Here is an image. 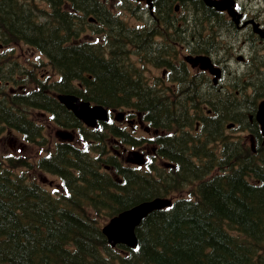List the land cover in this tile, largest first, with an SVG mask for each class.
I'll return each mask as SVG.
<instances>
[{"label":"trees","instance_id":"1","mask_svg":"<svg viewBox=\"0 0 264 264\" xmlns=\"http://www.w3.org/2000/svg\"><path fill=\"white\" fill-rule=\"evenodd\" d=\"M47 1L46 7L34 0H0L2 46L35 48L48 65L43 64L46 75L40 78L17 56L0 55V68L2 60L9 61L0 69V134L17 131L25 141L47 150L34 161L31 155L0 156V264H264L261 155L221 134V127L219 133L209 127L214 119L199 113L188 85L181 84L184 97L177 102H172L174 95L170 98L175 89L149 86L129 62L131 52L147 57L138 47L146 38L134 37L133 26L105 0ZM89 14L94 21L88 20ZM203 29L202 22H184L178 31L193 38ZM218 39L201 35L198 46L207 48L205 42ZM10 79L17 88L7 85ZM21 83L25 85L18 86ZM255 83L259 87L253 85V92L264 90V78ZM57 92L109 108L138 109L159 129L153 135L155 156L171 159L174 168L145 170L125 164L114 151L106 154L114 137L135 147L130 131L106 122L85 127L56 99ZM28 108L48 114L57 125L78 128V141H58L49 148L42 124ZM222 110L219 115L240 121L234 118L239 112L234 102L225 103ZM192 115L202 116V141L182 131L188 121L180 118L192 120ZM247 124L253 138L260 139L255 121L248 118ZM168 130L173 133L164 135ZM31 170L58 175L61 189L50 192L29 176ZM187 185L189 194L182 195ZM155 195H171L173 203L140 221L136 247L110 246L102 224Z\"/></svg>","mask_w":264,"mask_h":264},{"label":"flooded vegetation","instance_id":"2","mask_svg":"<svg viewBox=\"0 0 264 264\" xmlns=\"http://www.w3.org/2000/svg\"><path fill=\"white\" fill-rule=\"evenodd\" d=\"M129 1L132 6L134 5L133 8L135 10L143 13L139 17L141 21L137 25H132L135 29L134 37L138 39L141 37L146 38L138 47L142 51L141 54L147 53L148 57L145 58L136 54L138 61H147L145 63L161 68V73L163 74L164 72L166 77L165 81L161 77L162 75H158L151 80L146 78L149 86L164 87L173 92V89L181 87V84H186L191 77L197 76L199 77V86L204 88L205 83L207 86L204 89L213 90L214 95H216L220 91L224 93L230 84V78L234 77V73H231L228 77L227 86H225L224 77L226 70L235 69V66L241 65L243 62L246 63L249 60L246 59V56L252 54L253 57H257V60L264 64V0H167L169 2H166V0H150V8L145 0ZM166 7L167 10L165 11ZM197 7L209 10L211 15H195ZM184 22H202L204 29L201 35L212 34L213 39L217 41H219L218 37H220V42L211 44L206 42L207 48H201L198 46L199 40H196L194 42L195 45L192 43L193 45L190 46L191 41L189 40L191 38L188 37L190 35H184L183 31H178ZM209 25H212V31H210ZM145 29H148V31L144 32L143 35L142 31ZM228 29L237 36L238 44L230 42ZM167 50L172 51L174 56L169 57ZM204 54L210 56L214 67L219 66L220 68L221 75L215 81H213V74L208 70V67H204L200 62L192 63L187 58V56L194 57ZM178 56H181V58H178ZM170 70L175 73L172 74ZM178 71L183 72V74H178ZM192 94L194 95V93ZM211 100L214 101V99H207V97L197 99L199 113L210 114L209 110L205 109L206 105L204 103ZM236 104L238 107L248 110V116L255 121L260 129V124L255 119L257 111L255 104L257 102L255 103L248 97H241ZM123 110L125 111L124 115H118L117 119H115L114 110L109 109V116L120 122L118 126L124 129H126L127 123L132 127V130L135 127H139L147 134L144 136L136 135L135 131H133L132 136L136 149L141 150L139 148L142 146L149 148L146 154L148 160L151 153H154L153 135L156 131L150 129L153 121L150 117L149 119L148 116L145 117L138 109L134 111L125 108ZM192 117L201 123L202 116L192 115ZM199 126L197 125V130ZM69 129L75 130V128ZM61 132L65 133L64 131ZM59 133L57 132V135ZM68 133L72 137V132ZM64 139L59 138L57 141H63ZM255 144L264 149V134L260 139L255 140ZM123 146L131 147L130 144L123 142L121 138H113L111 148L116 154L121 152L120 148ZM124 149L122 150L124 151ZM262 160L264 162L263 157Z\"/></svg>","mask_w":264,"mask_h":264},{"label":"rangeland","instance_id":"3","mask_svg":"<svg viewBox=\"0 0 264 264\" xmlns=\"http://www.w3.org/2000/svg\"><path fill=\"white\" fill-rule=\"evenodd\" d=\"M43 2L45 3L46 7L47 5H49V3H47L45 0H43ZM43 2L41 0H34V3L38 4L39 6H44ZM105 2L107 6L110 9H112L122 20H125L126 23L130 25H137L141 21L139 17H141L143 13L135 10L133 8L134 5L132 6L129 0H105ZM195 15H205V14L201 10L195 9ZM38 17L40 18L42 17V15L39 14ZM228 31L230 32V29H228ZM88 33L91 34L90 32ZM200 37L195 34L194 37L189 40L191 41L190 46L193 45L192 44L193 41L198 40ZM229 37H230L229 38L230 42H234L238 44V38L235 34H232V32H230ZM6 47H7L6 55H8L11 59H13L14 56H17V59L21 63L25 64L26 68L28 67L27 69L29 71L30 69L31 70L34 69L40 78H44V76L46 75L45 74L46 71L43 67V64L45 66H48V65L46 64V59L38 50H36L35 48H30L24 44H15V43H10ZM3 48L4 47H0V50H2ZM167 53L169 57L174 56V53L170 50H167ZM178 58H181V56H178ZM246 59H249L246 63L243 62L241 65L235 66V69L226 70V75L224 77L225 86H227L228 77L231 73H234V77L230 78V84L227 86L224 93L220 91L218 94L214 95L213 90L204 89L207 86L205 83H204V88H202L198 84L199 77L197 76L191 77L189 81H187V84H185V86L188 85L189 87H191L192 91L194 92L193 96L195 97V100L201 97H207V99H214V101L211 100L210 102H205V105H206L205 109H211L209 112L210 113L209 115L210 117L214 119L212 123L210 122L208 124L210 125L209 127L217 128L218 133L220 132L219 128L221 127V132H220L221 134L223 133L229 136L231 139L241 140L249 147L250 151H253L256 154H259L264 158V149L260 147L256 148L255 141L254 143L250 141L251 137L248 134V132H250L249 130L251 128L247 124V119H248L247 113H249L248 110L238 107L239 112H236L235 114L236 116L234 118L240 119V121L233 120L232 117H228V115H219L217 112L219 110L223 111L222 105H224L225 103L231 105L234 102L236 104L237 100L241 97L243 98L248 97L250 100H253L255 103L264 97V90L262 88H255L253 92V85H257L259 87V83L254 84V81L259 77L264 78V64L263 62L258 61L257 57L256 58L253 57L252 54L249 56H246ZM1 62H3L2 65L5 66V63L8 64L9 61L2 60ZM129 62H132V64L134 65L136 69L141 70V72L143 73L141 77L143 78L145 82L147 81L146 78L148 80H151V79H154V77L158 75H162L161 77L164 78V81L166 80V77L164 76V72L163 74L161 73L162 72L161 68L153 67L152 65L142 62L141 60L138 61V56L132 52L129 58ZM4 66H1L0 69H2V67ZM136 69H135V72H136ZM170 72L172 74L175 73L173 70H170ZM178 74H183V72L178 71ZM22 84L24 83H21L18 86H21ZM7 85L12 86V87L15 86V88H17V84L11 79H10V82L7 83ZM154 89H151V90L154 91L155 93L156 89L155 90ZM175 90H174L175 92L170 94V98H172V96L174 95L172 102H177V100H181L184 97V89H181V87H177V89L175 88ZM233 95H235V99ZM212 103L217 104L216 108H214ZM119 110L121 109L118 108L117 110H114V113ZM28 111L31 113L32 118L37 119L42 124L44 128L43 130L44 134L48 139V147L51 148L54 145V143L57 140H59L60 137L57 135V132L63 131L62 126L57 125L51 119H48V114L44 112H40L39 110H35L34 108H28ZM180 119L182 120V118ZM182 121H188V122H185V124L183 123L182 125L183 132H186L189 136L195 137L199 139L200 141L204 139L202 135H199L200 133L198 132L197 127L194 124L196 122L194 118L192 120L186 119ZM228 122H234L230 128L225 127V125ZM119 123L120 122H117L116 120L112 119V122L110 124H114L118 126ZM126 130L130 131L131 135H133V131H135L136 135H141V136L147 135L139 127H135L132 130V127L129 126L127 123H126ZM73 131L67 128V132H72V137L70 139L78 141L79 131L78 130H77L78 132L76 130H73ZM172 133H173V130H168L166 132H163L164 135L172 134ZM131 147L135 148L133 146ZM107 148L112 149L111 147H108V146ZM123 148H125L124 149L125 151L132 149L127 146L121 147L120 150H121L122 155L125 152V151L123 152L122 150ZM139 149H141L140 151L143 154H147L149 151V148H145V146H142ZM46 152L47 150L45 146H41L40 148H38L35 144H30L29 142L25 141V139H23L22 134L17 131H9L8 135H6V132L0 134V156L4 154H13V155L24 154L27 156L31 155V160L34 161V158H37L38 156L45 154ZM110 153L112 152H107L106 154H110ZM106 154H104L103 156H105ZM96 156H98L97 152L95 153L94 157ZM163 160L164 159L161 157L151 158L148 160L147 164L143 166V168L150 169L149 167H151V171H154L153 168L156 166H159L160 162H162ZM29 176L34 177L39 182L42 181L43 183H45V186H47L46 184H48V181H51L50 185H52V187L47 186L48 189L50 190L52 188L53 189L60 188L61 179L57 175L49 174L41 170L40 171L31 170L29 172ZM188 190H189V186L187 185L185 190L182 192V195L188 196L189 194Z\"/></svg>","mask_w":264,"mask_h":264},{"label":"water","instance_id":"4","mask_svg":"<svg viewBox=\"0 0 264 264\" xmlns=\"http://www.w3.org/2000/svg\"><path fill=\"white\" fill-rule=\"evenodd\" d=\"M150 8V0H145ZM214 4V3H210ZM90 21L94 20L91 16L88 17ZM192 63L200 62L204 67H208L209 71L216 77L220 75V70L214 67L210 57L206 55H197L194 57L187 56ZM214 77V79H216ZM56 98L67 108L73 115L88 126H94L98 120H106L108 110L102 104H91L87 100L80 99L78 96L69 93H57ZM255 119L260 124L261 130L264 134V101L259 102L256 111ZM64 138H71L68 132L62 133ZM144 157L138 150H130L127 152L126 160L135 163H141ZM172 203L171 198L154 197L152 199L143 200L136 203L109 218L101 227L102 234L110 245L125 244L129 247L137 245V237L135 235V227L140 221L152 210L160 209L169 206Z\"/></svg>","mask_w":264,"mask_h":264},{"label":"bare ground","instance_id":"5","mask_svg":"<svg viewBox=\"0 0 264 264\" xmlns=\"http://www.w3.org/2000/svg\"><path fill=\"white\" fill-rule=\"evenodd\" d=\"M47 3H49L47 0H45ZM199 8L200 7H197L196 8V10H199ZM201 9V11L204 13V11H203V8H200ZM204 14H206V13H204ZM207 14H209V15H211V12H209V13H207ZM90 16H92L91 14H89ZM8 44H10V43H8ZM8 44H5L4 46H2L3 45V41L2 40H0V47H4L2 50H0V54L1 55H4L3 53H5V55H6V50H7V45ZM204 55H206V54H204ZM206 56H208V57H210L209 55H206ZM211 59V58H210ZM218 68H219V66H217ZM219 70H220V68H219ZM220 75H221V71H220ZM219 75V76H220ZM218 76V77H219ZM214 77H216L214 74H213V77H212V79H213V81H215L218 77H216V79H214ZM60 93H69V92H60ZM69 94H73V95H75L74 93H69ZM76 96H78V95H76ZM80 99H83V98H81L80 96H78ZM57 99V98H56ZM58 100V99H57ZM83 100H86V99H83ZM59 101V100H58ZM87 101H89L91 104H96L95 102H91L90 100H87ZM262 101H264V97L263 98H261L258 102H262ZM60 102V101H59ZM257 102V104L255 105V109L257 110L258 109V105H259V103ZM61 103V102H60ZM62 104V103H61ZM98 104H101V103H98ZM63 105V104H62ZM103 105V104H102ZM64 106V105H63ZM104 106V105H103ZM65 107V106H64ZM104 107H106V106H104ZM257 107V108H256ZM66 108V107H65ZM106 108H109V107H106ZM67 109V108H66ZM110 109H113V110H117L118 108H110ZM209 110V112H210V110L211 109H208ZM124 113H125V111L123 110V109H121V110H119V111H117V112H115L114 113V117H115V119H117V116L118 115H120V116H122V115H124ZM247 117H249L248 116V113H247ZM112 119L113 118H111V116H109V113H108V116H107V119L106 120H98L97 122H96V124L94 125V126H88V125H86L85 123H82L85 127H88V128H96V127H100V125H101V123L100 122H106V123H111L112 122ZM114 120V119H113ZM182 120H186V119H184V118H182ZM184 124H185V122H183ZM195 124V126L197 127V122H195L194 123ZM111 125H114V124H111ZM229 125H232L230 122H228L227 123V126L225 125V127H227V128H230L229 127ZM115 126H117V125H115ZM62 129H63V131L64 132H67L63 127H62ZM150 129L151 130H159L158 128H155V127H153L152 125H150ZM75 130L77 131V128H75ZM78 132V131H77ZM76 135H77V133H76ZM166 135H170V134H166ZM133 137V136H132ZM133 139V138H132ZM108 147H111V145H107ZM106 146V147H107ZM133 146V145H132ZM134 147V146H133ZM108 150H109V152H113V150L112 149H109V148H107ZM134 149V148H133ZM112 153H110V155H111ZM157 157H159V156H157ZM164 160L162 161V162H160V164H159V166H161V165H164V168H174V166H175V163L171 160V159H169V158H163ZM125 164H130L131 166L133 165V166H136V167H143V166H145L146 164H147V162H148V160L146 159V158H144L143 159V161L141 162V163H135V162H133V161H123ZM104 168L105 169H108V165H105L104 166ZM150 168V167H149ZM145 170H150L151 171V169H145ZM58 176V175H57ZM59 177V176H58ZM114 177H117V175H114ZM60 178V177H59ZM61 179V178H60ZM44 186H45V183H43L42 181H40ZM60 184H62V179H61V183ZM47 186H51L52 187V185H50L49 183L48 184H46ZM47 186H45L46 188H48ZM61 189V185H60V188L59 189H49V191L50 192H54L55 190H60ZM154 197H166V198H171V195H164V196H162V195H155V196H152V197H150V198H147V199H144V200H148V199H152V198H154ZM172 199V198H171ZM141 201H143V200H141ZM141 201H139V202H141ZM139 202H137V203H139ZM172 203H173V201H172ZM171 203V204H172ZM134 204H136V203H134ZM134 204H132V205H134ZM171 204L169 205V206H171ZM131 205V206H132ZM169 206H166V207H169ZM130 207V206H129ZM166 207H163V208H166ZM126 208H128V207H126ZM126 208H124V209H126ZM163 208H160V209H163ZM124 209H122V210H124ZM154 210H157V209H154ZM121 211V210H120ZM120 211H118V212H120ZM153 211V210H152ZM151 211V212H152ZM117 212V213H118ZM116 213V214H117ZM148 215V214H147ZM146 215V216H147ZM145 216V217H146Z\"/></svg>","mask_w":264,"mask_h":264}]
</instances>
